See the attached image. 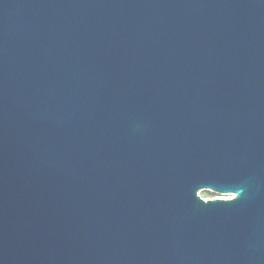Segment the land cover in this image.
Masks as SVG:
<instances>
[{
  "label": "water",
  "instance_id": "95a60500",
  "mask_svg": "<svg viewBox=\"0 0 264 264\" xmlns=\"http://www.w3.org/2000/svg\"><path fill=\"white\" fill-rule=\"evenodd\" d=\"M0 264H264V0H0Z\"/></svg>",
  "mask_w": 264,
  "mask_h": 264
},
{
  "label": "rangeland",
  "instance_id": "374dc122",
  "mask_svg": "<svg viewBox=\"0 0 264 264\" xmlns=\"http://www.w3.org/2000/svg\"><path fill=\"white\" fill-rule=\"evenodd\" d=\"M197 194L200 197L204 198V199L213 198L215 196H219V195H216L215 193H212V192L207 191V190H201V191L197 192Z\"/></svg>",
  "mask_w": 264,
  "mask_h": 264
},
{
  "label": "built area",
  "instance_id": "2783aa9c",
  "mask_svg": "<svg viewBox=\"0 0 264 264\" xmlns=\"http://www.w3.org/2000/svg\"><path fill=\"white\" fill-rule=\"evenodd\" d=\"M204 199V198H203ZM205 200V199H204Z\"/></svg>",
  "mask_w": 264,
  "mask_h": 264
}]
</instances>
